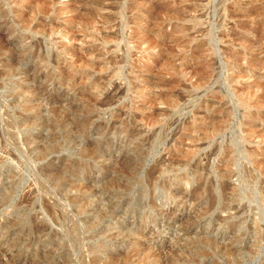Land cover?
I'll use <instances>...</instances> for the list:
<instances>
[{"label":"rangeland","instance_id":"obj_1","mask_svg":"<svg viewBox=\"0 0 264 264\" xmlns=\"http://www.w3.org/2000/svg\"><path fill=\"white\" fill-rule=\"evenodd\" d=\"M0 264H264V0H0Z\"/></svg>","mask_w":264,"mask_h":264}]
</instances>
